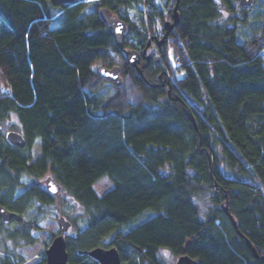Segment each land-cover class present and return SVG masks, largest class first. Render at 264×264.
Masks as SVG:
<instances>
[{"label":"trees","instance_id":"16d2710c","mask_svg":"<svg viewBox=\"0 0 264 264\" xmlns=\"http://www.w3.org/2000/svg\"><path fill=\"white\" fill-rule=\"evenodd\" d=\"M237 1L220 0L231 25L218 0H180L166 35L176 0L148 11L142 0H0V205L21 215L9 238L36 242L38 219L21 213L53 211L59 196L38 181L49 174L84 209L85 229L75 216L79 232L66 238L71 264H99L84 252L98 246L116 247L122 264H164L163 249L198 264H264V18L240 40ZM102 8L137 43L119 45ZM130 49L143 57L137 65ZM100 60L123 79L107 96L98 92L108 80L92 67ZM13 117L23 147L2 131ZM105 176L114 186L99 195ZM204 194L212 206L202 217L194 198ZM22 260L9 249L0 264Z\"/></svg>","mask_w":264,"mask_h":264},{"label":"rangeland","instance_id":"374dc122","mask_svg":"<svg viewBox=\"0 0 264 264\" xmlns=\"http://www.w3.org/2000/svg\"><path fill=\"white\" fill-rule=\"evenodd\" d=\"M82 1H87L88 3H92L93 0H79V2ZM142 1H143L142 3L143 7L146 11L150 10V8L152 9V6L150 7L152 2H154L156 8L161 10H164L170 2V0H142ZM218 2H220V0H218ZM219 4H220L219 8L221 11L220 21L221 22L224 21L225 23H230L231 25H233L231 22H228L231 16L230 13L221 4V2ZM235 6L237 8L235 15L240 19L245 20V23L238 24L240 40H244L258 33L261 22L264 18V0H254L253 4L242 8L239 7L240 5L239 2L237 1V3H235ZM90 8H88V10H90ZM128 12L131 20L135 24L141 27V15L138 9L130 8ZM156 24H157L156 25L157 28L160 29V26L162 25L161 21L157 19ZM125 40H128L129 43H137L135 38H133V36H131V34L128 33V30L125 32L124 41ZM149 40L151 41V38ZM137 47L140 48L141 46L137 45ZM149 51L153 55L159 54L158 45L154 43V41L151 43V48L149 49ZM261 55L264 65V51L261 53ZM92 67L100 71L102 67H107V66H104V62L100 60L94 63ZM113 91H114V85L112 82L108 81L105 84V86L98 92V94L107 96L113 93ZM2 127H3L2 131L4 134H6V132L9 130L19 131L15 117L8 120L6 123H3ZM40 155H41L40 140H36L32 148V157L34 160H36L40 157ZM48 176L50 175L45 174L42 178H40V180L38 179V181L42 183L43 187H45V180ZM24 180L27 179L24 178ZM113 186H114L113 182L107 176L102 177L94 184V188L99 195H103ZM22 191H23L22 189L19 190L16 195H18ZM58 196L59 198H57V203L53 205V211H51V213L48 214L46 218H42L37 213L35 208H30L25 213H21L24 219H38L39 221L40 229L33 230L31 232L36 238V242L34 244L18 245L15 240L9 238L6 235L7 230L12 231V229L18 226L17 221L10 220L5 222L4 232L0 234V258L4 257L10 249L11 251L16 252L18 256L22 257L23 259L22 264H39L44 259V257H46L45 250L48 247V245L51 243L53 237L60 233L58 218L61 215L65 216L71 222L75 216H78L80 219L79 222L81 228L85 229L86 222H84L81 217V215L84 214L83 207L77 201H75L70 194L64 191H61V193L58 194ZM194 201L196 202V204L200 209L201 216L204 217L209 207L212 206L211 194L196 196L194 198ZM152 214L153 213L151 212H146L141 217H139L134 222V224H139L143 222L146 218L150 217ZM77 232H79V229L76 228L74 225H72L69 231L66 233V238L67 236L74 237L75 235H77ZM110 238L111 237H109L107 241H109ZM161 258L164 261V264H175L178 259V257L175 256L168 249H163L161 251Z\"/></svg>","mask_w":264,"mask_h":264},{"label":"water","instance_id":"95a60500","mask_svg":"<svg viewBox=\"0 0 264 264\" xmlns=\"http://www.w3.org/2000/svg\"><path fill=\"white\" fill-rule=\"evenodd\" d=\"M76 0H55L58 5H63L66 3H73ZM180 0H176L175 6L173 8V15L171 20H167L164 24V29L166 30V35L170 33L173 28L179 23V13L178 4ZM254 0H239L241 6H249L253 4ZM100 15L112 30L116 42L121 45L124 42L125 32L127 31V24L124 20L116 18L108 13L106 8L100 10ZM165 35V37H166ZM165 37L158 42V46L164 42ZM150 43L148 44V47ZM127 61L131 65H137L142 60V55L135 49H130L126 52ZM120 67L113 66L102 67L100 69V74L106 80L112 82L113 84L119 86L122 84V77L120 75ZM7 139L12 144L23 147L26 142L21 133L15 130H11L7 133ZM45 189L55 195H58L62 191V186L56 181L52 176H48L45 180ZM0 218L4 221L21 219V215L8 210L3 205H0ZM58 223L60 227V233L55 235L45 250V263L44 264H71L69 261V253L67 249L66 233L72 226V222L68 220L65 216L61 215L58 218ZM235 223V222H234ZM86 254L96 259L99 264H122V259L119 250L116 247H103L98 246L91 250L84 251ZM175 264H198V261L191 256L184 254L178 257Z\"/></svg>","mask_w":264,"mask_h":264},{"label":"flooded vegetation","instance_id":"af4514ba","mask_svg":"<svg viewBox=\"0 0 264 264\" xmlns=\"http://www.w3.org/2000/svg\"><path fill=\"white\" fill-rule=\"evenodd\" d=\"M76 1H79V0H76ZM113 16V15H112ZM116 18H118V17H116ZM5 207V206H4ZM8 210H10V211H13V212H16L17 213V211H15V210H12V209H9L8 207H6ZM19 213V212H18ZM13 221H15V220H13Z\"/></svg>","mask_w":264,"mask_h":264}]
</instances>
